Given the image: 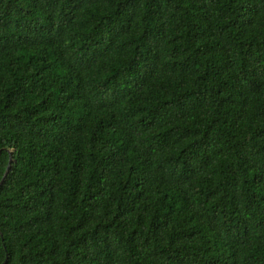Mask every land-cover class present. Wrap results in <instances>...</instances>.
<instances>
[{
	"label": "trees",
	"instance_id": "1",
	"mask_svg": "<svg viewBox=\"0 0 264 264\" xmlns=\"http://www.w3.org/2000/svg\"><path fill=\"white\" fill-rule=\"evenodd\" d=\"M10 160L0 264H264V0H0Z\"/></svg>",
	"mask_w": 264,
	"mask_h": 264
},
{
	"label": "water",
	"instance_id": "2",
	"mask_svg": "<svg viewBox=\"0 0 264 264\" xmlns=\"http://www.w3.org/2000/svg\"><path fill=\"white\" fill-rule=\"evenodd\" d=\"M10 156L12 157V155H10ZM11 161H12V160H10V162H9V165H8V168H7V171H6L5 175H4V178H3V180L0 182V186H1V185H2V183L4 182V179H5L6 175H7V174H8V172L10 171V167H11ZM4 264H6V262H5Z\"/></svg>",
	"mask_w": 264,
	"mask_h": 264
}]
</instances>
